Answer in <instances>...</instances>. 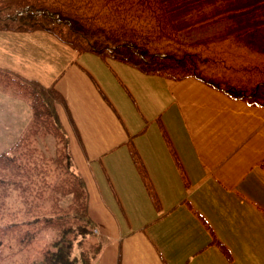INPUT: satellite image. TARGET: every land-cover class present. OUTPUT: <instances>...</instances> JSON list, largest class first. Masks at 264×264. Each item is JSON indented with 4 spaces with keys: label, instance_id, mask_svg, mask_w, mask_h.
Here are the masks:
<instances>
[{
    "label": "rangeland",
    "instance_id": "obj_1",
    "mask_svg": "<svg viewBox=\"0 0 264 264\" xmlns=\"http://www.w3.org/2000/svg\"><path fill=\"white\" fill-rule=\"evenodd\" d=\"M0 67L64 98L57 112L105 244L93 264H264V106L78 55L44 32L0 31ZM31 120L28 101L0 89V151ZM54 237L41 231L9 264H36Z\"/></svg>",
    "mask_w": 264,
    "mask_h": 264
},
{
    "label": "trees",
    "instance_id": "obj_2",
    "mask_svg": "<svg viewBox=\"0 0 264 264\" xmlns=\"http://www.w3.org/2000/svg\"><path fill=\"white\" fill-rule=\"evenodd\" d=\"M0 31L46 32L78 55L264 106V0H0ZM0 87L32 111L24 135L0 152V264L45 230L55 237L36 264H93L105 244L57 112L62 94L1 67Z\"/></svg>",
    "mask_w": 264,
    "mask_h": 264
}]
</instances>
